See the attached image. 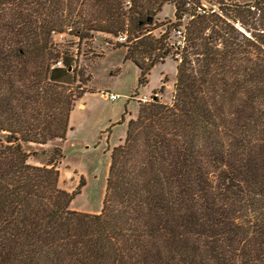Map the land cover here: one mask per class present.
<instances>
[{"label": "trees", "instance_id": "obj_1", "mask_svg": "<svg viewBox=\"0 0 264 264\" xmlns=\"http://www.w3.org/2000/svg\"><path fill=\"white\" fill-rule=\"evenodd\" d=\"M65 33H126L141 84L177 63L171 103L140 104L111 150L99 214L70 209L61 148H23L64 141L87 93ZM0 264H264V0H0Z\"/></svg>", "mask_w": 264, "mask_h": 264}, {"label": "rangeland", "instance_id": "obj_2", "mask_svg": "<svg viewBox=\"0 0 264 264\" xmlns=\"http://www.w3.org/2000/svg\"><path fill=\"white\" fill-rule=\"evenodd\" d=\"M219 1L211 0L212 5ZM224 1L244 4L252 2ZM174 16L172 5L163 6L155 19L159 29L152 34L158 37L166 31L168 25H177ZM171 34L179 39L173 29ZM55 40L67 45L71 53L76 54L79 49L78 66L86 76H91L86 86L87 93L71 112L69 131L64 141L48 142L45 145L25 143L23 148L30 155L28 163L33 166H43L53 157L57 158L54 151L61 148L63 157H59L56 165L59 186L65 192L73 193L82 183L84 185L72 201L70 209L79 213L99 214L107 190L111 150L125 139L128 122L136 118L140 104H145L141 103V99L146 97V104L154 99L163 104L171 103L177 63L167 58L164 63L156 64L146 82L141 84L140 70L125 59V48H116L119 45L116 36L95 35L93 41H83L80 46L75 37L66 33L56 36ZM103 94H114L117 99L111 101L104 98Z\"/></svg>", "mask_w": 264, "mask_h": 264}, {"label": "built area", "instance_id": "obj_3", "mask_svg": "<svg viewBox=\"0 0 264 264\" xmlns=\"http://www.w3.org/2000/svg\"><path fill=\"white\" fill-rule=\"evenodd\" d=\"M127 4H129V2H127ZM178 34L180 35V33L178 32ZM116 43L117 44H126L127 43V34L126 33H121L118 35V37L116 38ZM55 66H61V63L60 62H57ZM103 97L104 98H107L111 101H116V96H114V94H103ZM147 100H146V97H144L143 99H141V103H146Z\"/></svg>", "mask_w": 264, "mask_h": 264}, {"label": "crops", "instance_id": "obj_4", "mask_svg": "<svg viewBox=\"0 0 264 264\" xmlns=\"http://www.w3.org/2000/svg\"><path fill=\"white\" fill-rule=\"evenodd\" d=\"M172 6H173V5H172ZM173 7H174V6H173ZM175 11H176V10H175V7H174V13H175ZM99 35H100V34H99ZM100 36H102V35H100ZM103 38H104V37H103Z\"/></svg>", "mask_w": 264, "mask_h": 264}]
</instances>
